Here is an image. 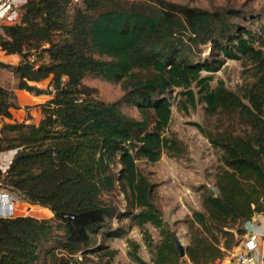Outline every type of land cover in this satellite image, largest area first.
<instances>
[{
    "label": "trees",
    "instance_id": "1",
    "mask_svg": "<svg viewBox=\"0 0 264 264\" xmlns=\"http://www.w3.org/2000/svg\"><path fill=\"white\" fill-rule=\"evenodd\" d=\"M241 13L170 0H26L18 22L0 25V50L20 57L17 64L0 58V72L17 77L13 89L0 84V154L16 151L0 168V191L53 213L0 217V264H85L92 254L98 264H113L118 250L98 236L124 237L110 227L119 217L142 230L153 255L146 260L129 238L133 264H220L241 244L247 223L264 209V36L236 21ZM44 53L47 61L33 59ZM227 60L253 68L239 90L223 79L212 85ZM88 76L120 83L123 98L101 99L83 82ZM17 90L48 97L38 105L39 123L6 121L21 108ZM124 104L140 117L126 114ZM174 104L184 114L201 105L228 120L215 131L191 123L222 154L219 193L201 187L185 257L153 200L156 185L139 166L189 152L171 129ZM115 194L124 196L126 211ZM149 223L160 232L158 244Z\"/></svg>",
    "mask_w": 264,
    "mask_h": 264
},
{
    "label": "rangeland",
    "instance_id": "2",
    "mask_svg": "<svg viewBox=\"0 0 264 264\" xmlns=\"http://www.w3.org/2000/svg\"><path fill=\"white\" fill-rule=\"evenodd\" d=\"M191 6H197L205 9H214L216 7H224L241 11V18L236 20L241 25L255 32L258 39L264 36V0H170ZM26 0H0V25L15 24L21 15V6ZM79 2V1H77ZM48 45H46L47 47ZM204 56H208L211 52L210 46L203 47ZM12 62L17 63L18 57H11ZM38 63L47 61L48 56L44 53L41 56H33ZM251 66H245L240 60H227L224 66L214 73L212 85L215 86L219 79H223L226 85L233 90H239L246 81L252 78L248 72ZM209 73L203 72V75ZM49 81L43 82L47 85ZM86 85L96 87L99 90L101 99L113 102L123 98L125 92L120 83H111L99 78L88 76L83 81ZM17 77L10 71L0 72V84L6 88L13 89L16 86ZM176 95V92L173 94ZM42 102V101H41ZM40 103V102H39ZM38 102L30 100L28 105H24L22 109L14 111L12 122L39 123L41 120V111ZM123 111L133 117H140L136 107L128 104L122 106ZM222 116L208 115L204 108L200 105L196 110H191L189 114L180 112L177 105L173 106V120L171 129H174L180 138L190 147L189 152L184 157L176 158L163 155V158L156 163H148L139 161L140 169L146 174L152 182H155L154 175L160 174L161 179L167 182L168 188L164 193H160L155 189L153 200L163 212L164 220L170 225L176 235L181 239L183 244L187 246L190 242L189 219L193 210L202 209V193L203 185L215 186V173L217 167L221 164V151L215 149L209 140L198 130L192 122H199L206 129L215 131L220 125L225 124L228 120ZM222 122V123H221ZM2 122H0V128ZM190 145V146H189ZM16 151L2 153L1 164L5 170L10 165ZM166 179H168L166 181ZM156 187V186H155ZM5 195L15 198L21 203H16L13 207L15 211L12 214L11 209L6 201H0V217L10 218L15 216H33L37 218H50L53 216L50 209L40 205L31 204L21 199L19 195L2 191ZM8 196V197H9ZM113 201L118 209L122 212L126 211V201L123 195L115 194ZM44 208V209H43ZM46 209V210H45ZM177 214V215H175ZM50 216V217H49ZM175 219V220H174ZM174 220V221H172ZM172 221V222H170ZM131 225L126 217L114 218L110 221L111 229L115 231L127 232L124 237L108 239L104 234L98 236V243L108 245L112 249H117L118 254L113 260V264H133L128 256L130 250L128 239L136 238L141 244L139 253L146 259H152L153 255L148 250V246L144 240V233L139 228L133 232L134 238L131 237ZM154 244H158L161 240L160 232L153 225L147 227ZM134 239V240H136ZM137 241V240H136ZM138 242V241H137ZM99 259L96 255H90V261L85 264H98ZM39 264H43L42 262Z\"/></svg>",
    "mask_w": 264,
    "mask_h": 264
},
{
    "label": "built area",
    "instance_id": "3",
    "mask_svg": "<svg viewBox=\"0 0 264 264\" xmlns=\"http://www.w3.org/2000/svg\"><path fill=\"white\" fill-rule=\"evenodd\" d=\"M2 154H0V164ZM0 168H5L0 165ZM0 191V201H6L7 206L10 207L12 214H14L13 207L19 201L13 197H8ZM258 215L264 216V209ZM247 233L244 240L238 246L236 251H233L229 257L231 260L228 263L220 264H264V254H261V246L264 245V227L258 220H250L246 225Z\"/></svg>",
    "mask_w": 264,
    "mask_h": 264
},
{
    "label": "crops",
    "instance_id": "4",
    "mask_svg": "<svg viewBox=\"0 0 264 264\" xmlns=\"http://www.w3.org/2000/svg\"><path fill=\"white\" fill-rule=\"evenodd\" d=\"M18 57V61H17V63L19 62V60H20V57L19 56H17V55H6L4 52H2L1 50H0V58L3 60V61H5V62H8V63H13V64H17V63H14V62H12L11 61V57ZM17 96H18V99H19V104H20V106H21V108L20 109H22L23 108V106L24 105H28L29 103H30V100H32L33 102H38V104L37 105H39L40 103H43L44 101H46L47 99H48V97L47 96H37V95H34V94H31V93H29V92H27V91H25V90H17ZM42 101V102H41ZM40 102V103H39ZM20 109H12L11 111H12V113H13V118H14V111L15 110H20ZM40 109V108H39ZM41 111V110H40ZM42 116V115H41ZM13 120V119H12ZM12 120H10V119H6V121H9V122H12ZM189 144V143H188ZM187 144V145H188ZM190 146V145H189ZM189 149H190V147H188ZM12 152V151H11ZM14 158V157H13ZM163 158V157H162ZM159 162V161H158ZM161 175L160 174H157L156 176L154 175V178L156 179L155 180V182H153V184H155L156 185V187H155V189L158 191V192H160V193H164V192H166L167 191V188H168V184H167V182H165V181H163V179H161V177H160ZM168 179H166V181H167ZM19 203H21L20 201L18 202V204ZM44 209V208H43ZM46 210V209H45ZM53 214V213H52ZM175 215H177V214H175ZM50 217V216H49ZM253 220H258V222L259 223H261L262 225H263V227H264V216L263 215H258V214H256L253 218H252ZM175 220V219H174ZM174 220H172V221H174ZM172 221H170V222H172ZM150 226H152V224H147V227H149L150 228ZM137 229H139V227L138 226H136V225H134L132 228H131V237H133L134 236V234H133V232L135 231V230H137ZM134 238V237H133ZM134 239H136V238H134ZM138 242H140L138 239H136ZM142 244V243H141ZM238 249V247L234 250V251H236ZM260 250H261V254H263L264 253V245H262L261 246V248H260ZM146 259V258H145ZM146 260H148V259H146ZM150 260V259H149ZM231 260V258L228 256L224 261H222V263H228L229 261Z\"/></svg>",
    "mask_w": 264,
    "mask_h": 264
},
{
    "label": "water",
    "instance_id": "5",
    "mask_svg": "<svg viewBox=\"0 0 264 264\" xmlns=\"http://www.w3.org/2000/svg\"><path fill=\"white\" fill-rule=\"evenodd\" d=\"M211 187L213 191H215L216 193H219V190L215 186H211ZM176 245L180 253V256L185 257L186 256V246L183 244V242L177 235H176Z\"/></svg>",
    "mask_w": 264,
    "mask_h": 264
}]
</instances>
